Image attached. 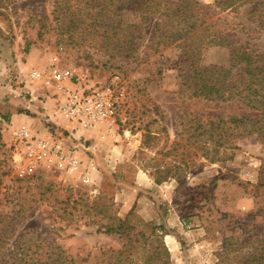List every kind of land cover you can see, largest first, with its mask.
<instances>
[{"label":"rangeland","instance_id":"1","mask_svg":"<svg viewBox=\"0 0 264 264\" xmlns=\"http://www.w3.org/2000/svg\"><path fill=\"white\" fill-rule=\"evenodd\" d=\"M198 1L223 7L215 16L221 28L264 54V23L257 26L264 5L252 14L264 0ZM83 13L73 25L66 17L55 20L54 0H0V244L12 249L21 241L27 255L41 260L55 258L58 249L48 246L56 245L76 264H101V251L122 245L101 229L114 214L138 228H153L169 264H233L236 253L221 263L223 240L264 229V140L253 134L237 138L210 159L193 157L191 167L173 170L161 183L157 167L188 160L187 147L166 153L178 133L188 138L185 124L193 116L253 119V110L179 93L177 77L187 66L182 47L154 50L149 30L131 56H119L98 38L101 33L81 25L88 20ZM65 72L75 82L124 92L115 123L98 124L93 135L56 133L54 123L46 122L43 135L56 137L64 153L80 150H72L69 138L82 142L83 157L74 154L76 171L59 160L31 165L12 135L13 116H32L28 108L38 101H53L60 114L61 92L53 79ZM100 205L105 207H94ZM251 244L239 255L253 252Z\"/></svg>","mask_w":264,"mask_h":264},{"label":"trees","instance_id":"2","mask_svg":"<svg viewBox=\"0 0 264 264\" xmlns=\"http://www.w3.org/2000/svg\"><path fill=\"white\" fill-rule=\"evenodd\" d=\"M262 5L263 2H258L252 14H256ZM82 9L83 14L89 12L85 14L88 20L80 22L81 25L101 33L98 38L113 47L119 56H131V51L145 41L149 30L156 40L154 50L173 43L182 47V59L187 66L177 77L179 93L212 101H236L253 110V119L247 115L215 120L193 116L185 124H189L185 129L188 138H184L183 132L178 133L171 151L166 153V156L176 154L179 148L187 147L188 160L178 162L174 159L171 167L163 170L157 167L159 183L165 181L173 170L177 173L191 167L195 156L210 159L212 155L233 147L237 138L253 134L264 140V54L234 41L221 28L216 22L219 17L215 16L223 12V7L217 10V6L204 5L198 0H54L56 21H64L66 17L74 25ZM259 18L257 26L264 23V8ZM150 228L147 224L138 228L128 219L108 214L106 224L101 226L102 232L118 236L122 245L118 250L101 251V264H169L167 250L161 246L158 234L153 228L147 233ZM17 242L12 249L0 244V264H76L78 260L63 257L56 245L48 246L49 249H58L55 258H34L27 255L24 243ZM250 244L253 252L239 255ZM232 253L237 254L232 256L233 264H264V229H254L252 236L239 238L232 235L223 240L221 263Z\"/></svg>","mask_w":264,"mask_h":264},{"label":"built area","instance_id":"3","mask_svg":"<svg viewBox=\"0 0 264 264\" xmlns=\"http://www.w3.org/2000/svg\"><path fill=\"white\" fill-rule=\"evenodd\" d=\"M53 81L61 92L58 105L60 115L71 124L79 129L89 130L101 123H115L124 97L121 87H98L81 81L75 82L68 72L56 75ZM12 135L19 145L25 147L26 158L33 166L55 160H59L69 171H76L80 166L76 156L72 152L64 153L53 135L35 134L23 126L14 128ZM74 149L75 147L72 148ZM84 181L89 182V179Z\"/></svg>","mask_w":264,"mask_h":264},{"label":"crops","instance_id":"4","mask_svg":"<svg viewBox=\"0 0 264 264\" xmlns=\"http://www.w3.org/2000/svg\"><path fill=\"white\" fill-rule=\"evenodd\" d=\"M58 105H59V99H58ZM56 103L53 101H47L45 104L38 101V103L34 105H30L28 109L31 110L32 116L30 115H14L13 116V123L17 127H26L28 128L32 133L35 134H48V129L46 127V122H52L54 125L52 128L56 130V133L60 134H67L71 133L74 135V137L80 138L81 135H93L95 134L99 128L100 125H97L96 127L89 129V130H81L79 128H76L73 124H71L66 118H64L62 115H60L57 111ZM55 107V108H54ZM74 131H76L78 135H75ZM40 132V133H38ZM53 134V133H52ZM80 135V136H79ZM46 136V135H44ZM69 146H73L75 148H80L79 151H75V155L78 156V158H82L84 152L81 149L82 142H76L74 139L69 138L68 142ZM82 167V166H81Z\"/></svg>","mask_w":264,"mask_h":264}]
</instances>
